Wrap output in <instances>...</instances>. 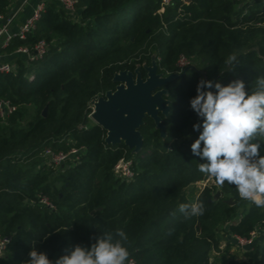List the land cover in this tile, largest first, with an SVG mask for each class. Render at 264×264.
Returning <instances> with one entry per match:
<instances>
[{
	"label": "trees",
	"instance_id": "16d2710c",
	"mask_svg": "<svg viewBox=\"0 0 264 264\" xmlns=\"http://www.w3.org/2000/svg\"><path fill=\"white\" fill-rule=\"evenodd\" d=\"M74 6L69 15L45 0L34 27L0 48L15 57L12 69L0 72V100L14 107L0 116V235L10 238L0 264H23L33 246L59 258L116 229L127 234L135 264H211L221 225L230 237L262 231L239 259L223 264H264V208L214 177L218 198L215 185L205 184L193 199L185 193L209 176L198 170L206 161L191 151L203 118L190 100L201 79L223 85L241 79L251 91L264 76V0H74ZM8 7L0 0V14ZM39 40L46 44L41 57L14 53L20 46L33 51ZM230 54L237 65L225 63ZM151 55L164 75L182 71L180 57L197 58L200 71L188 68L165 86L164 138L145 117L139 152L106 144L89 101L114 89V72L150 64ZM47 148L78 151L55 164L44 156ZM120 159L130 162V179L114 173ZM195 200L204 214L185 218L179 205Z\"/></svg>",
	"mask_w": 264,
	"mask_h": 264
},
{
	"label": "clouds",
	"instance_id": "9594fccd",
	"mask_svg": "<svg viewBox=\"0 0 264 264\" xmlns=\"http://www.w3.org/2000/svg\"><path fill=\"white\" fill-rule=\"evenodd\" d=\"M227 65L238 64L230 54ZM250 91L245 82L236 79L227 85L201 79L191 108L203 118L202 131L191 144V151L204 163L198 170L223 185H234L239 196L258 208H264V76L256 77ZM214 89V91H213ZM199 131L200 124L193 125ZM203 144V147L201 145ZM185 218L203 215L204 203L195 200L179 205ZM128 236L123 229L102 233L90 246L76 244L66 249L54 264H128ZM23 264H53L47 253L35 246Z\"/></svg>",
	"mask_w": 264,
	"mask_h": 264
},
{
	"label": "water",
	"instance_id": "95a60500",
	"mask_svg": "<svg viewBox=\"0 0 264 264\" xmlns=\"http://www.w3.org/2000/svg\"><path fill=\"white\" fill-rule=\"evenodd\" d=\"M192 65L185 66L181 72L162 74L157 71L155 57L150 64L137 65L133 71L128 69L113 73L111 81L114 89L106 90L102 95L89 101L91 120L105 131L106 144L123 143L133 153L140 151L143 138L140 126L145 117H149L160 136L165 137V127L161 116H167L170 110L169 100L165 98V86L173 79L180 77ZM141 70L145 75H141ZM45 115V108L42 112ZM220 191L214 198H218ZM232 204L231 199H227ZM58 258L57 253L51 257L53 264Z\"/></svg>",
	"mask_w": 264,
	"mask_h": 264
},
{
	"label": "built area",
	"instance_id": "2783aa9c",
	"mask_svg": "<svg viewBox=\"0 0 264 264\" xmlns=\"http://www.w3.org/2000/svg\"><path fill=\"white\" fill-rule=\"evenodd\" d=\"M27 0H23L22 4L14 10L11 14H0V48L5 47L11 38L14 35H17L18 37L22 38L24 35L30 31L35 24V20L38 18L40 11L43 8V3L38 2L36 3L30 15L25 18V20L18 26V28L15 31L11 30V27L13 25V21L18 14V11L20 10L21 6L26 2ZM59 7H61L67 14L74 15L75 13V6H74V0H55ZM164 2H167L168 0H163ZM46 51V44L43 40H39L35 43L33 46V51H30L25 46L17 47L16 50H14L15 54H22L28 58H37L41 57ZM184 64H187V61L180 57L178 60V65L180 68H183ZM12 64L5 61L4 59L0 58V72H8L12 69ZM96 99V98H94ZM14 107L9 104L6 100H0V116L4 117L8 112L13 110ZM78 151L76 148H71L68 153H63L62 151H54L50 148L45 149L44 156L48 158V160L54 162L55 164L61 163L67 155L69 154H75ZM130 162L128 160L120 159L113 167V171L116 175H119L123 178L130 179L133 174L131 170L129 169ZM42 202H46L45 200H42ZM262 232L261 230L257 229L256 231H253L250 233L249 238H242L236 235H232L230 238L233 242V246L238 247L242 251L247 250L250 248L253 240L257 237L258 234ZM10 238L8 236H1L0 235V255L3 254L6 245L9 243ZM128 264H135L132 259L128 260Z\"/></svg>",
	"mask_w": 264,
	"mask_h": 264
},
{
	"label": "rangeland",
	"instance_id": "374dc122",
	"mask_svg": "<svg viewBox=\"0 0 264 264\" xmlns=\"http://www.w3.org/2000/svg\"><path fill=\"white\" fill-rule=\"evenodd\" d=\"M152 56L153 55H151V57ZM0 58L4 59L5 61H7L11 64H13L15 61L14 55L5 49L0 50ZM187 65H192L195 69L200 71L199 60L195 57L189 59L187 61V64H184L183 66L185 67ZM260 151H261V155H264V144L261 145ZM205 184L215 185L216 186L215 187V193L219 191V186L215 182L214 178L212 176H208L205 179H202V180H199L193 184H190L185 189V193L187 194V196L190 199H193ZM215 193H214V195H215ZM220 195H222V194H220ZM225 228H226V225H221L219 231L217 232V235L219 238V245H218V249H212L210 251L209 260H210L211 264H223L224 261H226L228 259H232V258L239 259L242 256L243 251L241 249H239L238 247L233 246L231 239H230V236L226 232ZM258 236H260V234L257 235V237Z\"/></svg>",
	"mask_w": 264,
	"mask_h": 264
},
{
	"label": "crops",
	"instance_id": "0c3cea01",
	"mask_svg": "<svg viewBox=\"0 0 264 264\" xmlns=\"http://www.w3.org/2000/svg\"><path fill=\"white\" fill-rule=\"evenodd\" d=\"M36 1V2H35ZM45 0H27L20 8V10L18 11V14L16 15L14 21H13V25L11 27L12 31H15L18 26L25 20V18H27L31 11L33 6L38 3V2H44ZM23 0H9V7L7 10V14H11L12 12H14V10H16V8L18 6H20L22 4ZM35 2V3H34Z\"/></svg>",
	"mask_w": 264,
	"mask_h": 264
}]
</instances>
